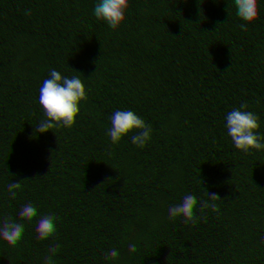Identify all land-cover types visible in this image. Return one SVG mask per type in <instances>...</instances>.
Instances as JSON below:
<instances>
[{
  "label": "trees",
  "instance_id": "obj_1",
  "mask_svg": "<svg viewBox=\"0 0 264 264\" xmlns=\"http://www.w3.org/2000/svg\"><path fill=\"white\" fill-rule=\"evenodd\" d=\"M262 80L264 0H0V264H264Z\"/></svg>",
  "mask_w": 264,
  "mask_h": 264
},
{
  "label": "water",
  "instance_id": "obj_2",
  "mask_svg": "<svg viewBox=\"0 0 264 264\" xmlns=\"http://www.w3.org/2000/svg\"><path fill=\"white\" fill-rule=\"evenodd\" d=\"M257 83H258L257 97H256L255 99H253V100L247 99V100L244 102V104H243L245 108H247V106H248L249 104L256 102V101L259 99V97H260V79L257 80ZM262 83L264 84V80H262ZM254 125H255V118L253 117V123H252V125H251L249 128H246L245 130H252V128L254 127ZM220 129H221L222 131H226V130L230 129V125L226 128V130H225L224 128H220ZM208 130H209V129H208ZM208 132H209V131H208ZM208 150H209V147L207 148V151H206V153H205L204 156H206V154L208 153ZM222 152H223V150H221V151L215 153V155H220ZM204 156H203V157H204ZM193 166H194V165H192L191 168H190L191 171H192ZM189 192H190V190L187 191V192L185 193L184 197H183L181 213H180V215H179V217H178V219H177V221H176V223H175V225H174V229H175V234H176V235H177L176 224H177V222L180 220V218H181V216H182V214H183V211H184V203H185V197H186L187 193H189ZM204 194H206V193H204ZM183 243H184V240H183L182 238H180V243H179L178 245H176V246H174V247H170V248L174 249V248L181 247ZM148 249H149V251L147 250V251L145 252V255H144V263H143V264H145V263H146L148 260H150V259H151V260H159V259H161V257L163 256L164 252L166 251V249L163 250L162 252L159 253V255H158L157 257H155V256L153 255V248H152V247H148Z\"/></svg>",
  "mask_w": 264,
  "mask_h": 264
},
{
  "label": "rangeland",
  "instance_id": "obj_3",
  "mask_svg": "<svg viewBox=\"0 0 264 264\" xmlns=\"http://www.w3.org/2000/svg\"><path fill=\"white\" fill-rule=\"evenodd\" d=\"M77 153H79V151H77ZM17 218H18L19 221H22L23 220V216H21V215L18 216ZM121 242H122V240L121 239H118L116 241V245L119 246L121 244Z\"/></svg>",
  "mask_w": 264,
  "mask_h": 264
}]
</instances>
